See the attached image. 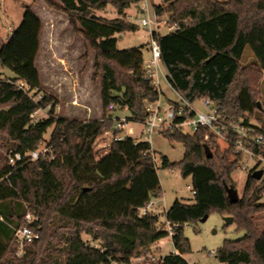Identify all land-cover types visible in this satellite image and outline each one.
<instances>
[{"label": "trees", "instance_id": "1", "mask_svg": "<svg viewBox=\"0 0 264 264\" xmlns=\"http://www.w3.org/2000/svg\"><path fill=\"white\" fill-rule=\"evenodd\" d=\"M48 5L69 16L74 31L84 36L96 53L95 79L101 83L103 108L126 109V123H144L146 105L160 100L161 93L146 78L144 49L118 48L119 37L135 33L139 26L125 12L138 0H60ZM157 16H166L177 29L158 37L161 61L172 87L191 103L208 99L232 122L253 126L250 119L264 109L258 105L264 80V0H162ZM112 6L118 17L105 19L96 10ZM43 23L26 6L23 21L0 50V66L14 77L0 79V264H133L148 258L159 241L170 237L152 212L141 213L161 196V182L150 143L130 136L114 139L96 149L97 140L114 128V120L82 121L55 115V99L43 95L35 101L21 90L24 82L41 93L37 59L41 50ZM254 63L244 66L246 48ZM49 108L48 119L33 121V115ZM53 129L50 147L54 156L24 161L15 166L8 155L37 150ZM185 148L184 159L163 169L180 170L191 178L195 203L180 201L166 211L174 250L150 264H190V240L184 226L218 213L232 217L244 236L226 241L218 250L221 264H264V180L250 174L244 194L232 204L225 185L236 189L233 174L242 157L232 148L222 152L207 132L174 131L164 134ZM213 154L208 158L206 149ZM36 221L29 224L26 216ZM29 226L38 238L27 243L18 256L17 229ZM88 234L101 247L86 243Z\"/></svg>", "mask_w": 264, "mask_h": 264}, {"label": "rangeland", "instance_id": "2", "mask_svg": "<svg viewBox=\"0 0 264 264\" xmlns=\"http://www.w3.org/2000/svg\"><path fill=\"white\" fill-rule=\"evenodd\" d=\"M147 1L151 10L153 6L155 9V6H161L163 3L162 0ZM52 2L55 5H61L60 0H52ZM144 2L145 0H139L141 5ZM26 6L32 7L43 23L41 50L36 63L42 84L41 94L50 95L55 99V115L57 117L79 119L85 122L101 120L104 116L111 117L115 123L114 128L96 142L97 150L106 148L114 139L123 136L125 130H115V127L118 123H122L123 120L126 121V116H129L126 113L129 112L116 106H111L108 111L104 110L101 100V83L95 79L96 53L84 36L74 31L70 25L68 14L48 5L45 0H0V50L14 30L21 25ZM140 7H135V4H133L128 9L127 20L138 25L139 30L119 37L118 48L120 50L137 48L149 43V31L139 25V20L142 18ZM95 13L97 16L108 20L118 17L116 10L112 6H108L104 10H96ZM163 20L168 21L166 16H164ZM171 29V25L163 24L160 28V33L166 34ZM144 60L145 64L150 60L148 48L144 49ZM254 61L251 49L247 47L242 64L249 66ZM166 76L165 67L159 65L154 78L156 83H158L156 87L161 89L163 106L168 105L169 101L178 102L180 100V94L172 87ZM12 77L14 75L9 70L0 66V79L8 80ZM259 97L258 103H260L261 109H264V80L260 85ZM194 106L199 110H207L202 106V100L197 101ZM48 117L49 108L42 109L34 114L33 121H42L48 119ZM234 123L240 124L241 122ZM250 123L263 129L264 114H257V116L250 119ZM131 128L134 131L135 139H140L142 124L132 123ZM52 133L53 129L47 132L44 142L37 151H43L50 145ZM218 144L222 152L228 150L227 143L221 141ZM150 145L156 153L157 172L161 182V196L153 199L156 206L150 211L159 217L160 227L169 230L166 210L176 201L189 205L195 203L192 192V179H184L178 169L162 168V159L164 157L171 163H179L184 159L185 148L182 144L172 142L164 135L153 134ZM4 155L7 157L8 154L4 152ZM49 156H54V153L52 152ZM244 163L249 164L248 171L238 169L233 174V181L240 198L244 194L250 176L249 170L254 166L253 162L251 163V159L246 158L245 155L242 156V164ZM31 216L35 218L33 215ZM259 225L261 229H264V214L260 216ZM244 234L245 232L239 229L236 223L227 224L226 217L218 213H211L205 222L184 226V235L190 240L191 244V253L185 256L186 260L190 264H221L217 258L218 250L223 247L226 241L237 240L243 237ZM82 238L88 244L101 247V243L95 242L88 234L84 233ZM173 250L174 246L170 236L163 239L162 244L156 243L154 245L152 255L148 258L134 260L133 264H150L153 260H160L171 254Z\"/></svg>", "mask_w": 264, "mask_h": 264}, {"label": "built area", "instance_id": "3", "mask_svg": "<svg viewBox=\"0 0 264 264\" xmlns=\"http://www.w3.org/2000/svg\"><path fill=\"white\" fill-rule=\"evenodd\" d=\"M142 18L139 20V25L146 28L149 31V52L150 60L144 65L146 70V78L153 81V85L156 87L155 76L159 65H163L161 61V47L159 45L158 37L161 35V26L168 24V21L161 20L154 9L151 10L147 0L141 5ZM169 32L177 29V26H171ZM164 66V65H163ZM168 78V73H167ZM18 87L27 93L30 97H33L35 101H41L43 95L37 91L32 90L30 86L24 82H18ZM157 91L161 93L160 89L156 87ZM37 98V100H36ZM196 103V102H195ZM180 95L178 102H171L166 106L161 104V101L155 103H148L146 105V111L148 113L147 119L142 123V131L140 133V141L150 143L153 134H167L174 131L182 132L184 134H194L199 130H205L207 132L206 140L210 136H213L218 142H225L228 144V149L232 148L234 154L238 156H244L251 159L254 166L249 170V174H253L256 171H263L261 180H264V132L259 131L253 126H246L243 122L234 123L230 121L225 115H223L219 108L208 99L202 100V106L207 109H196L194 104ZM34 116V115H33ZM32 116V117H33ZM126 121L118 123L115 130H124ZM130 137L134 135V131L129 130ZM126 135V134H125ZM124 134L118 137V140L126 137ZM128 136V135H127ZM52 147L48 146L43 151H31L24 154L13 153L8 154L9 163L15 166L24 161L34 162L41 157H46L48 154H52ZM156 164V159H155ZM249 164H242L239 169L248 171ZM157 167V164H156ZM193 195H195V192ZM154 208L153 201L148 203L146 207L141 209V213L145 214L151 212ZM31 214L26 216V221L29 224L35 222ZM170 236H172L171 228L169 226ZM16 238L19 245L18 256H22L24 253V247L27 243H31L38 238V235L29 227L24 226L16 231Z\"/></svg>", "mask_w": 264, "mask_h": 264}, {"label": "water", "instance_id": "4", "mask_svg": "<svg viewBox=\"0 0 264 264\" xmlns=\"http://www.w3.org/2000/svg\"><path fill=\"white\" fill-rule=\"evenodd\" d=\"M258 105L260 107V103H258ZM206 152H207L208 158L213 157V154L211 153L209 148L206 149ZM262 176H263V171H256L252 174V177L258 181L261 180ZM225 189H226V192L228 194V198H229L230 202L232 204L238 203L240 200V196H239L237 190L233 187H228L227 185H225ZM208 217L209 216H205L201 220V222H205L208 219ZM226 222H227V224H232V223H234V219L232 217H226Z\"/></svg>", "mask_w": 264, "mask_h": 264}, {"label": "crops", "instance_id": "5", "mask_svg": "<svg viewBox=\"0 0 264 264\" xmlns=\"http://www.w3.org/2000/svg\"><path fill=\"white\" fill-rule=\"evenodd\" d=\"M141 6V3H139V0H138V2L135 4V7H140ZM125 14H127V16H128V10L125 12ZM149 44V43H148ZM165 71H166V75H167V70H166V68H165ZM167 77V76H166ZM160 91H161V89H160ZM160 101H161V104H162V100H161V98H160ZM169 103H171V101H169ZM163 105V104H162ZM127 115L129 114V113H126ZM127 117V116H126ZM117 118V117H116ZM131 125H132V123H128V124H126V126H125V132H124V135L125 136H130L128 133H129V130H131V131H133V129L131 128ZM131 137H133V138H135L134 137V135H132ZM139 139V138H138ZM153 204H154V208H155V206H156V203L155 202H153ZM167 211V210H166ZM162 241L163 240H161V241H159L157 244H162ZM171 253H175V254H177L178 252L177 251H175V250H173ZM160 257H162V256H160ZM185 259H186V257H185Z\"/></svg>", "mask_w": 264, "mask_h": 264}]
</instances>
